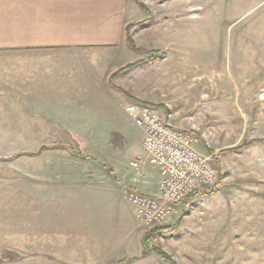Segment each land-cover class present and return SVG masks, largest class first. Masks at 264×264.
<instances>
[{"label":"rangeland","instance_id":"obj_1","mask_svg":"<svg viewBox=\"0 0 264 264\" xmlns=\"http://www.w3.org/2000/svg\"><path fill=\"white\" fill-rule=\"evenodd\" d=\"M131 8L136 49L126 36L129 52L100 60L99 71H111L121 100L189 132L220 175L216 193L175 205L153 227L154 247L169 257L153 252L154 264H264V0H132ZM125 104L0 103V198L12 212L24 199L27 218L37 216L51 154L63 147L90 167L107 157L127 164L117 129L135 132L138 143L144 133L126 119Z\"/></svg>","mask_w":264,"mask_h":264},{"label":"crops","instance_id":"obj_2","mask_svg":"<svg viewBox=\"0 0 264 264\" xmlns=\"http://www.w3.org/2000/svg\"><path fill=\"white\" fill-rule=\"evenodd\" d=\"M131 2L0 0V103H128L99 62L129 52ZM116 133L125 145L116 151L128 159L105 158L112 172L77 163L80 156L67 147L51 154L56 163L37 194V216L27 218L24 199L12 212L0 198V264L155 263L143 245L147 230L122 187L156 195L159 174L135 132L120 126ZM138 155L143 159L136 170L130 163Z\"/></svg>","mask_w":264,"mask_h":264},{"label":"built area","instance_id":"obj_3","mask_svg":"<svg viewBox=\"0 0 264 264\" xmlns=\"http://www.w3.org/2000/svg\"><path fill=\"white\" fill-rule=\"evenodd\" d=\"M133 124L144 133L143 150L148 163L158 171L156 195H143L126 188L124 197L136 209L144 227L163 225L175 205L194 196L216 193L220 186L214 158L202 154L194 145L192 135L171 123V117L159 110L130 101L124 106ZM130 166L138 170L139 161Z\"/></svg>","mask_w":264,"mask_h":264},{"label":"trees","instance_id":"obj_4","mask_svg":"<svg viewBox=\"0 0 264 264\" xmlns=\"http://www.w3.org/2000/svg\"><path fill=\"white\" fill-rule=\"evenodd\" d=\"M129 30H130V29L127 27V28H126V36H127V39H128V41H129V44H130L131 48L136 49L135 44H134V41H133V40L130 38V36H129ZM134 67H135V65H129V66L125 67L124 70L133 69ZM121 71H122V70H121ZM112 78H113V76L111 77V80H112ZM111 82H112V81H111ZM115 88H116V87H115ZM58 148H60V147H58ZM63 148H64V147H63ZM45 149H54V147H53V148H48V147L41 148V149H40V152H42V151L45 150ZM91 160H92V159H91ZM94 161H95V160H94ZM95 162H96V161H95ZM100 165H102L104 168H107L108 171L112 172V169H111V168L105 166V165L102 164V163H100ZM157 232H158L157 229H154V230H150V231L145 232V234H144V238H143V245H144V248H145V253H146V254H150V253L155 252V253L158 254L163 260H169V257L167 256L166 253H164V252H163L162 250H160V249L155 248L154 245H153V243H154V241H155V238H156L155 235H157ZM174 264H176V263L174 262Z\"/></svg>","mask_w":264,"mask_h":264}]
</instances>
